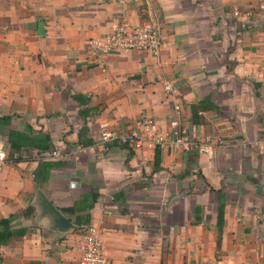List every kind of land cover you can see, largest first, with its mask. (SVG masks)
Returning a JSON list of instances; mask_svg holds the SVG:
<instances>
[{
    "label": "crops",
    "instance_id": "crops-1",
    "mask_svg": "<svg viewBox=\"0 0 264 264\" xmlns=\"http://www.w3.org/2000/svg\"><path fill=\"white\" fill-rule=\"evenodd\" d=\"M124 11L159 26L158 55L94 48ZM205 98L214 107L196 122ZM141 115L226 145L159 148L155 170L156 148L119 140ZM46 135L60 157L39 146ZM0 147V219L27 229L0 264L80 262L85 225L61 232L38 217L37 188L61 210L97 193L90 224L117 264H264V0H0ZM49 158L60 163L43 180Z\"/></svg>",
    "mask_w": 264,
    "mask_h": 264
},
{
    "label": "built area",
    "instance_id": "built-area-1",
    "mask_svg": "<svg viewBox=\"0 0 264 264\" xmlns=\"http://www.w3.org/2000/svg\"><path fill=\"white\" fill-rule=\"evenodd\" d=\"M125 2V0H121ZM94 48L104 54L117 53L128 50H139L158 55L162 45V36L159 26L152 21L141 24L130 22L127 13H121L118 24L103 37L92 40ZM167 89H171L169 83ZM180 109L179 106L176 107ZM172 128L163 133L158 126L157 119L152 115H141L136 118L129 128L119 136V140L128 143L134 150L143 148L168 147L175 150L195 151L199 154L213 155L215 147L226 145L223 137L201 138L179 127L177 120L171 122ZM107 122L102 123V139L110 140L111 134L107 132ZM61 151H51L48 156L60 157ZM18 155H15L17 157ZM9 154L4 147H0V168L8 161ZM81 248L79 264H117L105 250L100 229L94 225H86ZM205 264V263H202ZM208 264H233L225 257H220Z\"/></svg>",
    "mask_w": 264,
    "mask_h": 264
},
{
    "label": "trees",
    "instance_id": "trees-1",
    "mask_svg": "<svg viewBox=\"0 0 264 264\" xmlns=\"http://www.w3.org/2000/svg\"><path fill=\"white\" fill-rule=\"evenodd\" d=\"M85 102L84 100H81ZM212 104L210 103V100L208 98H205L204 100H201L197 103H193L192 104V110H193V115H194V120L197 122L199 119V115H200V111L202 110H208L211 107ZM82 113L86 112L84 109L81 111ZM80 135V142L83 144H88L91 143L92 140L91 139H83L84 138V132L81 131L79 133ZM50 137L48 135H46L44 137V143L43 144H39V146L44 150H49L50 147ZM121 142V141H120ZM122 145H124L125 147H128L129 144L128 143H123L121 142ZM130 151L131 146H129ZM54 150H50L48 152H51ZM22 157L21 156H17L16 160H21ZM56 160V159H55ZM160 149L156 148V153H155V170H158L160 168ZM60 163V161H54L52 160V158L49 159H45L40 167L39 170L37 172V175L41 174L43 180H45L48 175H49V170L52 167V165H56ZM98 194L93 192L91 193V195L89 196H84L83 198H81L80 200H77L75 202V204L73 206L67 207V208H63V212H67L70 214H76V223L78 225H80V227H83L84 225H89L91 223L92 220V215L90 213V209L94 206L95 201L97 200ZM35 212V207L33 205H30L25 211H24V216H30L31 214H33ZM80 212V213H79ZM17 217L16 214L11 215L9 217L6 218H2L0 219V247L7 244L9 242V240H11V238H13L14 236H23L26 234L27 229L26 228H15L13 227L12 221ZM223 221H224V203L221 202L220 207H219V220H218V228L219 231H222V227H223Z\"/></svg>",
    "mask_w": 264,
    "mask_h": 264
},
{
    "label": "water",
    "instance_id": "water-1",
    "mask_svg": "<svg viewBox=\"0 0 264 264\" xmlns=\"http://www.w3.org/2000/svg\"><path fill=\"white\" fill-rule=\"evenodd\" d=\"M36 204L39 210L38 217H48L51 219L54 228L61 232L79 227L75 221L59 209L41 190L37 188Z\"/></svg>",
    "mask_w": 264,
    "mask_h": 264
}]
</instances>
